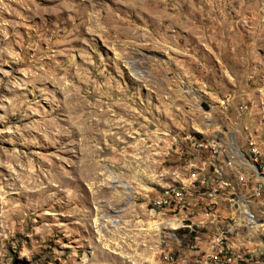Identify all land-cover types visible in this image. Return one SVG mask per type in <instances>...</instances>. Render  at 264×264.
I'll return each mask as SVG.
<instances>
[{"label": "rangeland", "instance_id": "374dc122", "mask_svg": "<svg viewBox=\"0 0 264 264\" xmlns=\"http://www.w3.org/2000/svg\"><path fill=\"white\" fill-rule=\"evenodd\" d=\"M188 133L222 144L215 165ZM253 148L264 0H0V264H205L221 231L230 264H264Z\"/></svg>", "mask_w": 264, "mask_h": 264}, {"label": "built area", "instance_id": "2783aa9c", "mask_svg": "<svg viewBox=\"0 0 264 264\" xmlns=\"http://www.w3.org/2000/svg\"><path fill=\"white\" fill-rule=\"evenodd\" d=\"M185 140L196 150L209 152V160L212 165H215L218 162L222 153V144L216 140V138L204 140L197 138L191 133H188L185 135ZM250 143L253 144V142ZM248 163L254 168L252 169V173L254 175H249V177L252 176L253 178L252 182L254 193L251 194V196L258 195L264 190V162H258L255 148L252 150L251 159H249ZM188 180V183H183L182 180H180L181 182L178 186L161 188L160 190L158 189V195H156L154 198H151L150 202L146 205V209L149 211V214L152 217L155 215L159 216L158 213H161V210L167 208L171 209L174 214H176L180 209L184 208L186 203L185 197L193 195L195 191H199L205 187L208 182L206 174L204 173V168L200 167L190 172V178H188ZM223 184H225V182H223ZM214 192H216V189H214ZM209 194L211 199H215L216 196L213 195L212 192ZM241 202H243L242 204L246 205V203L252 204L253 201L252 198L248 197L247 199L242 198ZM245 214L248 218V222H257L252 211L250 212L245 210ZM225 238L224 231H221V233L215 237L207 250L208 252L204 256L205 264H230L229 259H231L230 255L232 251L230 250L228 243H225ZM167 257L168 255H166V258Z\"/></svg>", "mask_w": 264, "mask_h": 264}]
</instances>
